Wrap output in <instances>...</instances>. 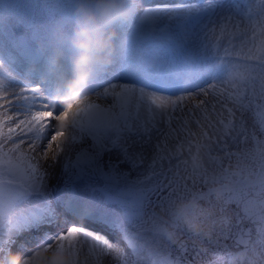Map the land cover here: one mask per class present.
I'll use <instances>...</instances> for the list:
<instances>
[{"label":"snow or ice","instance_id":"6c2138e0","mask_svg":"<svg viewBox=\"0 0 264 264\" xmlns=\"http://www.w3.org/2000/svg\"><path fill=\"white\" fill-rule=\"evenodd\" d=\"M127 8L87 83L66 82V39L47 88L0 59V256L264 264V0ZM11 11L0 0V22ZM205 202L213 229L193 232Z\"/></svg>","mask_w":264,"mask_h":264},{"label":"clouds","instance_id":"9594fccd","mask_svg":"<svg viewBox=\"0 0 264 264\" xmlns=\"http://www.w3.org/2000/svg\"><path fill=\"white\" fill-rule=\"evenodd\" d=\"M128 14L127 0H75L73 24L70 33L56 29L52 35V59L57 66L63 64L64 50L56 47V42L66 39L70 49L71 69L66 82L83 79L87 83L92 70L98 63L110 64L113 60L115 23ZM199 209H204L201 213ZM218 209L213 204L202 203L186 219V225L196 233L208 234L212 231ZM35 255L25 258L22 253L12 251L5 258L0 256V264H73V254L67 250L44 249L43 245L34 250ZM80 258L83 260L84 255Z\"/></svg>","mask_w":264,"mask_h":264},{"label":"bare ground","instance_id":"6f19581e","mask_svg":"<svg viewBox=\"0 0 264 264\" xmlns=\"http://www.w3.org/2000/svg\"><path fill=\"white\" fill-rule=\"evenodd\" d=\"M44 0H38L40 6L34 12L35 20V30L36 32L32 34L34 41L42 43L47 51V56L53 51V41L52 35L55 29H53V24L57 20L56 14L48 12ZM75 1H72L74 3ZM47 3V2H46ZM12 6V11L7 19V24L10 28L14 30L25 29L26 20L29 15L32 14L31 1L30 0H10ZM72 6V5H70ZM63 26H66V23H62ZM23 31V30H21ZM31 31V30H30ZM50 37H47L49 36ZM2 46V44H0ZM5 49L0 48V59H4L6 62L10 57L4 51ZM12 67L18 71H14L21 79H32L33 81H39L42 85L47 88L52 84L53 78L48 75L47 69V60L44 64H41L39 67H34V69L26 68L21 62L17 61L13 55V62L11 63ZM27 66V65H26ZM43 78V79H42Z\"/></svg>","mask_w":264,"mask_h":264}]
</instances>
